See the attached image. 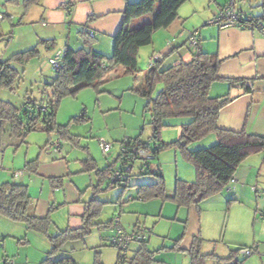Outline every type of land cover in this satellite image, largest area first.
I'll list each match as a JSON object with an SVG mask.
<instances>
[{
	"label": "crops",
	"instance_id": "1",
	"mask_svg": "<svg viewBox=\"0 0 264 264\" xmlns=\"http://www.w3.org/2000/svg\"><path fill=\"white\" fill-rule=\"evenodd\" d=\"M137 1L139 0H39L38 5L32 6L25 13L24 21L33 24V28L37 29L36 41H55L57 46L66 43L75 49L89 50L91 48L99 54L110 56L113 50V39L124 22L126 6L128 3ZM197 1L189 0L185 3L179 10L178 19L167 29L154 34L151 45L140 49L136 74L125 75V70L118 67L114 73L115 80L130 77L133 82L134 78L138 86L133 90H138L144 86L145 72L151 62L159 61L158 65L161 70L181 62H190L193 53L187 47V40L192 31L198 30V49L208 54H216L221 60L219 76L222 80L212 85L210 95L214 98L230 99V102L220 112L218 127L235 132L246 129L253 135L264 137V37L246 29L236 27L220 29L218 26L209 25L208 21L228 3L219 5L213 0L214 7L207 11ZM13 3L23 5L22 0H16ZM147 16L134 20L132 26L137 28L153 19ZM5 17L3 15L0 21ZM10 19L13 20V18ZM84 29H88L91 34L86 33ZM81 31L94 38L91 47L83 45L80 38ZM71 36L73 39L69 41ZM187 122L188 120L176 119L168 123V127L162 132V139L168 142L169 128L175 126L176 137L180 138L182 126ZM150 135L151 129L149 128L146 138L142 140L149 139ZM207 138H209L207 143L203 141L194 143L190 149L208 148L217 142L214 135ZM26 139L22 140L14 136L10 126L5 127L0 137V167L2 169L5 162H9L7 161L9 158L13 156V158L16 157L15 160L17 159L23 145L28 144ZM57 140L62 143L61 149L48 151L47 147L51 142ZM44 147L47 152H54V154L64 149L61 139H52L50 135ZM30 149L28 146L22 157L24 171H15L21 173L20 176L13 177L14 181L5 183L14 182L28 186L31 196L30 213L38 218H45L52 207L56 208L54 210L57 217L54 223L56 232L79 229L83 224L86 203L91 199V195L85 192L84 187H89L88 185L93 182L92 176L89 175L90 180L85 175L78 179L74 178V175L80 171L72 169L69 160L65 157L51 156V154L43 156L42 149L35 155ZM89 158L97 162L90 150ZM86 159L82 161V164ZM35 160L38 161L36 172L29 171L26 168L27 163ZM171 160L175 164L176 174L174 175L175 182L171 178L168 182L165 180L169 196L174 194L177 180L192 183L196 178L195 168L175 149L159 154L154 164L152 163V168L162 173L163 177L166 175V169H169L168 173L171 177ZM262 175H264V160L261 154L253 155L239 166L234 181L225 189L226 194L215 195L199 205H192L188 208H178L175 204L169 201L163 202L158 198L150 201L138 200L137 203L132 202L134 199L128 200V198L129 203L119 207L120 213L116 215L120 217L121 224L126 231H133L137 227L151 229V235L145 243V248L151 253H156L152 264H191L190 251L196 239L203 241L201 248L203 255L214 254L217 257L209 259L206 264H242L237 260L233 262L234 260L230 259L231 254L228 252L223 254L226 252L216 245V237L221 227L219 225L208 226L207 222L210 219L208 209H211L209 206L213 208L220 206L221 209L227 200L231 203L240 202L247 195L249 184L261 179ZM137 176L138 173L135 177ZM51 179H61L62 185L53 184ZM152 182H143V184ZM33 187H38L40 190L37 197L32 195ZM252 187L258 189L257 185L251 186V189ZM202 206L207 208V210L204 209L205 213ZM61 218H65L64 222H61ZM70 244L73 247L74 243ZM4 245L6 247L5 242L0 248ZM142 246H144L142 243L131 245L128 258L133 257ZM207 246H211L212 252H207ZM63 250L54 259L69 258L75 264H82L74 257L67 256L68 251ZM252 250L251 256L254 252H259L257 246ZM259 256L263 258L264 252L259 253ZM249 257L243 258L246 260Z\"/></svg>",
	"mask_w": 264,
	"mask_h": 264
},
{
	"label": "trees",
	"instance_id": "2",
	"mask_svg": "<svg viewBox=\"0 0 264 264\" xmlns=\"http://www.w3.org/2000/svg\"><path fill=\"white\" fill-rule=\"evenodd\" d=\"M10 1L16 2V0ZM22 1L25 13L32 6L39 4V0ZM188 1L159 0L157 14L150 22L137 28L132 26L133 21L153 13L158 0H139L128 3L124 12V22L113 39V50L110 56L99 54L91 48L89 50L75 49L65 44L62 64L54 69V77L50 83L45 84V90L39 100L26 98L21 108V114H19L20 110L14 106L10 104L6 106L0 101V137L5 127L10 126L12 134L22 140L28 134L39 130H44L48 134L57 130L64 139L71 140L66 132L62 131V128L65 129V127L58 126L56 122L60 101L67 96L75 95L83 88L93 87L99 91L101 85L109 82V77L116 72L118 67L125 70V75L136 74L140 49L151 45L154 34L158 31L170 27L178 19L180 8ZM249 1L257 3L261 14L258 16L246 14L264 22V0ZM238 11L243 12L242 10ZM80 38L83 45L87 47H91L94 42V38L84 34L83 31L80 32ZM56 47L55 41H40L38 46L33 49L15 54L7 62H0V88L5 87L13 91L15 82L22 75L12 64L25 67L31 60L40 58L41 49L53 51ZM158 62H153L145 72L142 89L132 90L133 93L146 99L145 112L149 115L147 125L151 129L149 139L142 140L143 132L135 139H124L119 144L117 157V161L120 162L119 167L113 165L104 171H99L95 161L88 158L83 162L84 171H94L101 182H107L105 176L112 170L122 167L123 161L130 157L132 148L144 150L150 153L153 159L147 163L145 168L141 164L136 165L134 159H131L134 166H139L130 174L129 182L125 187H121L122 190L135 187L130 185V181L137 173L138 176L148 174L155 179L152 183L136 186L140 201L158 198L163 202L169 201L178 208H188L222 193L232 182L239 166L246 159L264 153V137L253 135L246 129L235 132L218 127L220 112L230 102L229 98H214L210 95L212 85L222 80L219 76L221 60L218 55L208 54L198 49L192 54L190 62H181L164 70H161ZM158 85H161L162 88L155 95ZM46 90L50 91L47 95ZM42 103L48 104L45 113L36 110V107ZM177 118H187L188 120L182 126L180 138L171 143L163 142L162 132L168 127L166 121ZM210 135L217 138L214 145L197 150L190 149L192 144L200 142ZM125 144V151H121V146ZM168 149L177 150L184 160L192 164L196 172L195 181L192 183L177 180L172 196L167 194L162 173L152 168V163L158 155ZM37 164V160L29 162L26 168L36 172ZM51 182L62 185L61 179H51ZM109 186L117 187L110 184ZM132 199L134 198L132 197ZM100 204L102 203L93 193L89 202L86 203L82 226L76 230L67 229L51 236L49 233L52 225L50 214L56 208L52 207L49 215L45 218H38L30 213L31 196L28 186L14 182L0 184V217L16 223H25L29 230L41 233L51 244V250L41 264H75L69 258H54L60 254L67 242L84 239L90 233L92 226L97 225L93 223V220L98 216ZM102 226L103 224L100 227ZM106 227L113 230L112 221ZM146 242L147 240L142 242L144 246L133 257L128 258L127 256L123 263L152 264L155 261L156 253L146 250ZM202 242L201 239L194 241L190 251L191 264H206L208 259L217 258L214 254H202ZM110 245L113 246L111 243ZM234 256L235 254L231 255L230 259H233ZM94 264L103 263L96 258Z\"/></svg>",
	"mask_w": 264,
	"mask_h": 264
},
{
	"label": "rangeland",
	"instance_id": "3",
	"mask_svg": "<svg viewBox=\"0 0 264 264\" xmlns=\"http://www.w3.org/2000/svg\"><path fill=\"white\" fill-rule=\"evenodd\" d=\"M215 1L219 5L230 2V0ZM197 2L207 11L214 7L213 0H198ZM236 8L253 16L261 14V9L257 7L255 1L236 0ZM158 10L159 0L154 12L147 17L152 19ZM0 14L6 16L4 20L0 21V62H7L15 54L38 46L40 41H36L37 29L33 28V24L25 23V9L22 4H16L10 0H0ZM186 28L189 27L186 26ZM71 39L73 36L69 41ZM65 44H59L53 51L41 49L40 58L31 60L25 67L12 64L22 75L15 82L13 91L5 87L0 88V101L6 106H9L8 104L14 106L20 110L19 114H21V108L26 98L39 100L43 95V90H45V84L50 83L54 77V69L49 64V59L53 58L59 49L64 51ZM115 79L116 76L112 74L109 77V82L104 83L99 88L101 93H98L99 91L93 87H87L60 101L56 113V122L58 126L65 127V129L62 128V131L66 132L71 140L64 139L57 130L51 134L44 130L32 132L28 134L30 135L28 139H26L28 135L25 137L26 143L28 142L29 145H23L17 159L15 160L16 157L13 158L12 156L7 160L9 162H5L3 169L0 167V183L14 181L15 171H24L22 157L29 146L35 155L42 149L43 156L51 154V156L59 155L68 159L71 168L80 171H75L79 173L74 175V178L78 179V177L85 175L90 180L89 175L92 176L93 182L88 185L89 187H84V190L89 192L91 197L93 193L96 194L97 199L102 203L98 207V216L93 220V223L97 225L92 226L90 233L84 239L69 241L64 248L68 251L67 256L74 257L82 264H94L96 258L103 264H117L118 250L111 246L108 241L113 235V231L106 225L114 215L120 213L119 207L129 203L128 198L133 197L132 202H138L136 186L143 184V182H152L155 179L148 174L134 177L130 181V185L135 187L123 191L121 187H111L109 183L101 182L96 172L83 171L85 168L82 161L89 158V150L97 161L96 166L99 171H104L113 165L119 167L120 162L117 161L119 144L126 138L135 139L139 137L142 132V139H145L149 131L147 125L149 115L145 112L146 99L130 91L137 88L136 79L133 78V82L130 77ZM161 88V85H158L155 95ZM45 92L46 95L50 93L48 90ZM177 119L187 120V118ZM175 120L169 119L166 122L170 124ZM169 129L167 133L169 141L166 142L162 139L163 142L171 143L179 138L176 137V126ZM49 135L52 139H61L64 147L62 152L54 154V152L49 153L45 150L44 146ZM99 139H104L113 144L109 157L102 153ZM207 139L209 138L202 140L203 143H207ZM169 150L171 149L162 153ZM261 157L264 160V153L261 154ZM170 162L172 163L171 177L168 173L169 169H166L164 180L168 182L171 178L175 182V164L172 160ZM255 185L258 187L260 196L251 189V186ZM36 188L38 187L32 189L34 197L40 193L39 188ZM220 194H226V190ZM209 207L211 208L208 209L210 219L207 224L210 227L211 225L221 227L219 235L216 237V245H219L220 250L226 252L223 254H227V252L231 255L235 254L233 262L237 260L242 264H264V257L259 256V253L264 252V175L261 179L249 184L247 195L240 202L231 203L227 200L221 209L220 206ZM204 209L207 210V208L203 207L205 213ZM56 218L54 211L51 214L52 225L49 231L51 236L58 233L54 224ZM64 220L65 218H61V222ZM101 224H103L102 227H100ZM0 239H4L3 242L6 243V247L4 245L0 248V264H41L51 250V244L41 233L29 230L25 223L11 222L3 218H0ZM70 243H74L73 247ZM256 246L259 252H254L253 256L246 260L238 253L240 249H254ZM206 250L212 252L211 246H207Z\"/></svg>",
	"mask_w": 264,
	"mask_h": 264
},
{
	"label": "built area",
	"instance_id": "4",
	"mask_svg": "<svg viewBox=\"0 0 264 264\" xmlns=\"http://www.w3.org/2000/svg\"><path fill=\"white\" fill-rule=\"evenodd\" d=\"M0 19H3V15L0 14ZM209 25L218 26L220 29L226 28H240L246 29L252 32H257L264 37V22L261 20H256L252 15L240 12L236 8V0H230V2L221 8V10L208 21ZM86 33H90L88 29H84ZM91 34V33H90ZM199 31H192L187 40V47L192 52L195 53L199 48V39H198ZM63 61V51H57L53 58L49 59V64L53 67V69H57ZM153 62H151L152 64ZM48 109L47 103H42L36 107V110L41 113H45ZM28 110H31L28 108ZM99 146L102 150V153L109 157L113 148V144L107 142L104 139H99ZM62 147V143L57 140L51 142L50 146L47 147L48 151H59ZM126 144L121 146V151H125ZM134 159L135 164H141L144 168L147 167V163L153 159V156L144 151L136 148L131 149V154L129 158H126L122 167L118 169H114L109 172L105 176V180L110 185H115L117 187H125V185L129 182V176L136 168L134 166V162L131 161ZM21 173H14V177H19ZM234 181V179L232 180ZM252 191L257 193L260 196V192L256 187H252ZM128 200H131L129 198ZM113 223V235L110 238V243L118 250L119 258L117 264H124L123 262L126 260L129 249L131 245L135 243L145 242L148 238V235L151 233V229L140 227L136 228L133 231H126L121 224V220L119 216H114L112 219ZM3 241L0 239V247L3 246ZM253 253L252 249H242L240 254L242 257L247 258L251 256Z\"/></svg>",
	"mask_w": 264,
	"mask_h": 264
}]
</instances>
